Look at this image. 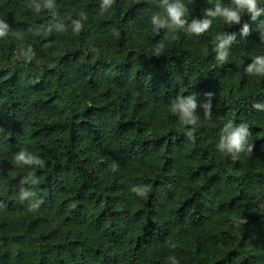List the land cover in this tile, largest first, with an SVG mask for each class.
<instances>
[{
    "label": "trees",
    "instance_id": "trees-1",
    "mask_svg": "<svg viewBox=\"0 0 264 264\" xmlns=\"http://www.w3.org/2000/svg\"><path fill=\"white\" fill-rule=\"evenodd\" d=\"M184 3L191 21L215 0ZM100 4L55 0L37 14L28 0H0L12 29L0 38V264H264V111L253 107L264 103V76L245 72L264 55V16L165 40L150 24L158 0ZM223 31L236 41L220 64ZM29 48L30 62L19 55ZM209 93L213 115L200 110L193 141L169 103L192 94L204 103ZM228 121L252 132L253 153L237 161L216 148ZM21 149L45 166L17 167ZM29 173L40 179L33 212L19 198Z\"/></svg>",
    "mask_w": 264,
    "mask_h": 264
},
{
    "label": "clouds",
    "instance_id": "clouds-1",
    "mask_svg": "<svg viewBox=\"0 0 264 264\" xmlns=\"http://www.w3.org/2000/svg\"><path fill=\"white\" fill-rule=\"evenodd\" d=\"M115 0H101V11L110 9ZM213 8L204 10V18H192L191 21L187 18L189 9L185 5L184 0H158V6L162 10L154 13L150 18V24L153 28L160 32L165 31L164 39H176V33L184 32L192 36H203L210 32L213 21L220 19L227 27L233 25H240L244 15L250 16L252 21H257L258 18L264 16V7L260 6L259 0H230V3H224L223 0H215ZM28 8L34 10L37 14L44 9L52 10L55 8V0H28ZM87 19L84 12L80 13V19H72L71 27L75 34H79L84 27L83 21ZM49 31L52 29L49 28ZM58 30L65 31V25L59 24ZM12 31L10 25L2 18H0V38H6ZM115 32V29L113 30ZM258 31L260 33L261 43H264V21L259 25ZM35 35L41 33L37 30ZM118 34V33H116ZM15 35V33H13ZM241 35L247 37L250 35V26L244 23L241 28ZM216 47L214 49L216 55L215 60L224 64L229 57V49L236 41V35L226 31L220 32L215 36ZM163 40L155 45L154 55L159 57L163 48ZM32 54L30 56L20 53L19 55L30 62L35 57V52L31 48L28 49ZM93 52H98L97 49H92ZM245 72L249 76H264V55L255 56L252 62L247 65ZM211 93L208 94V100L204 103H198L197 95H178L171 99L169 103L170 111L178 117V122L183 126H191L187 130L186 135L193 141L195 140L194 131L198 126L201 115L200 110L203 111L204 119H211L212 103ZM253 107L258 111H264V103H256ZM3 130L0 129V132ZM252 132L247 123L239 125L228 121L224 124L219 132V141L216 144L217 150L221 154L231 157L233 161L240 159L241 154L253 153V143L250 142ZM13 163L17 167H40L45 166V161L31 152L21 149L13 155ZM14 175V173H12ZM40 183L39 177L34 173H29L20 180L19 198L21 201H31L28 205V211L33 212L39 209L42 201L34 199L36 192L33 188ZM28 187H25V186ZM137 194H146L144 187L133 188ZM246 220L238 221V224H245ZM175 247V245H172ZM174 264H179V261H174Z\"/></svg>",
    "mask_w": 264,
    "mask_h": 264
}]
</instances>
